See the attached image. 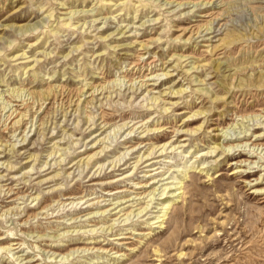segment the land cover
<instances>
[{"label":"rangeland","instance_id":"rangeland-1","mask_svg":"<svg viewBox=\"0 0 264 264\" xmlns=\"http://www.w3.org/2000/svg\"><path fill=\"white\" fill-rule=\"evenodd\" d=\"M0 114V264H264V0H0Z\"/></svg>","mask_w":264,"mask_h":264},{"label":"bare ground","instance_id":"bare-ground-1","mask_svg":"<svg viewBox=\"0 0 264 264\" xmlns=\"http://www.w3.org/2000/svg\"><path fill=\"white\" fill-rule=\"evenodd\" d=\"M195 7L197 6V5H194ZM71 14H73V16L76 14V12H72V13H70V15ZM29 28V27H28ZM139 61H141V62H139ZM138 62L139 63H137L135 66H139V67H145V66H152L153 64H155L156 63V60H150V61H147V60H145L144 58H140L139 60H138ZM156 67V66H155ZM157 68V67H156ZM182 91H180V92H178V93H181ZM176 98V97H175ZM21 103H20V105H16L17 107H13L12 109V111L10 112V115H8V117L6 118V120H5V124H7V125H5V129H3V130H9V129H14V132H16V131H18L21 127H25L26 125H28V123L29 122H27V123H25V121H26V117L28 116V114L29 113H32V111H33V108H34V105H32L31 103H29V102H25V101H20ZM5 110V109H4ZM3 114V113H2ZM1 115V114H0ZM4 116V115H3ZM5 117V116H4ZM4 119V118H3ZM1 122H2V120H1ZM3 124H4V122H3ZM186 125V124H185ZM9 126H11V128L9 127ZM133 132V130H131L130 131V133H132ZM247 137V135H245V138ZM261 136H258L257 138H260ZM236 140H239L238 138H236ZM157 142V141H156ZM185 142V141H184ZM251 146H253V147H257V148H263L264 147V145H254V143H252L251 144ZM224 146H221V145H218V146H216V147H214V152H216V151H218V150H223V151H225V152H228V151H226L225 150V148H223ZM240 147V144H231L230 146H229V148L231 149V150H236L237 148H239ZM13 148H14V146H13ZM104 148H106V146L104 147ZM165 148H166V145L165 146H163V148H161L160 149V151H165ZM264 150V149H263ZM238 151L239 152H241L242 153V151L243 152H245L244 150H242V149H238ZM102 152H104V149L101 151V153ZM230 153V152H229ZM228 153V154H229ZM231 154V153H230ZM153 159V158H152ZM141 160H143V158L141 157L140 159H139V161H141ZM138 161V162H139ZM61 163V162H60ZM236 164V163H235ZM205 169V168H204ZM236 172H244V171H238V170H236L233 174H235ZM259 192H261V193H264V191H258V190H254V193H259ZM176 195V194H175ZM181 195V194H180ZM169 209V208H168ZM163 221H158L157 223H162ZM160 228H163L162 226H160ZM140 235V234H139Z\"/></svg>","mask_w":264,"mask_h":264}]
</instances>
